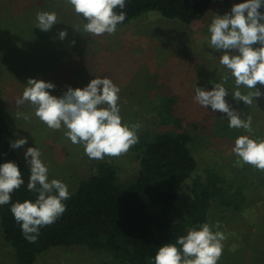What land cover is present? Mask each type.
I'll return each instance as SVG.
<instances>
[{
	"label": "rangeland",
	"instance_id": "1",
	"mask_svg": "<svg viewBox=\"0 0 264 264\" xmlns=\"http://www.w3.org/2000/svg\"><path fill=\"white\" fill-rule=\"evenodd\" d=\"M238 2L215 0L201 19L190 24L146 11L114 34L93 36L83 30L84 22L67 0H0V101L12 140L28 138L24 148L15 149L18 156L24 161L26 148L38 147L49 167V179L63 180L71 193L102 161L116 166L119 182L134 178L139 169V135L151 139L161 131L187 132L197 165L178 188L175 217L184 216L193 182L204 176L205 182H215L222 190L211 201L207 217V222H219L226 237L218 264H264V171L238 163L232 152L240 135L264 138V96L251 105L234 100L231 91L237 89L229 70L219 62L222 53L205 43L212 18ZM38 11L55 12L59 23L41 31L36 27ZM62 29L68 32L64 40L58 38ZM95 76L109 77L119 85L122 122L140 124L138 141L118 157L89 159L83 145L72 144L63 130L49 129L40 121L30 103L16 105L30 77L53 82L52 94L59 96L68 86L83 87ZM225 77L226 100L242 118H251V132L230 128L226 114L194 100L196 84L210 89V81L224 83ZM257 87L264 91V86ZM239 90L248 92L243 86ZM17 262L0 230V264ZM34 264L117 262L110 254L84 245H61L39 254Z\"/></svg>",
	"mask_w": 264,
	"mask_h": 264
},
{
	"label": "clouds",
	"instance_id": "2",
	"mask_svg": "<svg viewBox=\"0 0 264 264\" xmlns=\"http://www.w3.org/2000/svg\"><path fill=\"white\" fill-rule=\"evenodd\" d=\"M128 0H67L77 15L86 23L83 30L93 36L114 34L127 13ZM264 0H240L229 11L216 14L208 25L206 45L222 55L219 62L234 79L236 89L231 91L236 101L251 105L264 96L257 85L264 86ZM119 9V11H117ZM59 23L55 12L38 11L36 27L50 31ZM74 28V27H73ZM77 32L79 29L74 28ZM67 29L58 33L66 39ZM75 44V40L72 41ZM258 45V46H257ZM224 83L210 81L212 87H195L194 100L203 108L227 115L230 128L251 132V118H242L230 106L226 97L229 89ZM248 89L243 94L239 89ZM56 85L51 81L30 77L22 95L16 99L17 107L25 102L35 108V116L49 129L63 130L74 145H83L89 159L118 157L138 141L139 123L122 122L120 114V87L109 77L95 76L83 87L68 86L59 96L52 94ZM21 113H17L20 116ZM25 119L29 117L24 115ZM28 138L18 136L11 140L12 149L24 148ZM238 163L254 166L264 171V138L244 134L238 136L232 148ZM30 175L27 190L34 199L12 202V193L25 184L20 165L13 160L0 163V206L10 204L14 219L20 224L24 238L35 243L41 229L57 221L67 210L66 201L71 197L69 185L61 179H49V167L42 160L38 147L29 146L23 153ZM219 222H201L193 225L174 243L161 244L154 257V264H218L223 253L225 233Z\"/></svg>",
	"mask_w": 264,
	"mask_h": 264
},
{
	"label": "trees",
	"instance_id": "3",
	"mask_svg": "<svg viewBox=\"0 0 264 264\" xmlns=\"http://www.w3.org/2000/svg\"><path fill=\"white\" fill-rule=\"evenodd\" d=\"M214 1L128 0L124 9L126 19L118 27L151 10L190 24L201 19ZM77 16L86 23L81 15ZM11 140L0 101V163L17 162L25 180L11 194L12 202L34 199L35 194L27 190L30 171L15 149L10 148ZM189 141L187 132L161 131L151 139L139 135V169L134 178L119 182L116 166L99 162L97 171L81 179L71 192L66 212L55 223L42 228L35 243L24 238L10 211L11 205L0 206L1 235L15 250L17 263L34 264L39 254L55 246L84 245L110 254L117 264H154L158 247L174 243L186 234L187 225L207 221L211 201L215 195H222L215 182L197 177L184 216L175 217L178 188L197 165Z\"/></svg>",
	"mask_w": 264,
	"mask_h": 264
}]
</instances>
